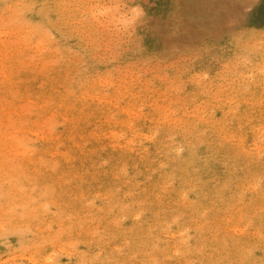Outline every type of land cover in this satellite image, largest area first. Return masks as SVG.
<instances>
[{
  "label": "rangeland",
  "instance_id": "1",
  "mask_svg": "<svg viewBox=\"0 0 264 264\" xmlns=\"http://www.w3.org/2000/svg\"><path fill=\"white\" fill-rule=\"evenodd\" d=\"M0 264H264V0H0Z\"/></svg>",
  "mask_w": 264,
  "mask_h": 264
}]
</instances>
